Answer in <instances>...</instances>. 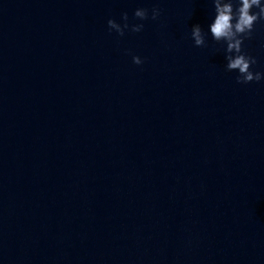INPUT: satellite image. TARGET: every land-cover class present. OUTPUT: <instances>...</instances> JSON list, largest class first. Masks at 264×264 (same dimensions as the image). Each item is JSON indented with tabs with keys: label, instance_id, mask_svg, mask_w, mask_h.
I'll return each mask as SVG.
<instances>
[{
	"label": "water",
	"instance_id": "obj_1",
	"mask_svg": "<svg viewBox=\"0 0 264 264\" xmlns=\"http://www.w3.org/2000/svg\"><path fill=\"white\" fill-rule=\"evenodd\" d=\"M125 12L142 31H109ZM211 18L0 0V264H264V81L194 46ZM244 47L264 70V21Z\"/></svg>",
	"mask_w": 264,
	"mask_h": 264
},
{
	"label": "clouds",
	"instance_id": "obj_2",
	"mask_svg": "<svg viewBox=\"0 0 264 264\" xmlns=\"http://www.w3.org/2000/svg\"><path fill=\"white\" fill-rule=\"evenodd\" d=\"M212 18L207 27L199 23L193 24L190 29V38L196 47H206L208 38L220 45L226 61L225 70L236 74V81L240 84L264 81V70L254 68L257 58L245 51V41L253 37L257 23L264 21V0H211ZM160 16V9L153 7L151 19ZM134 17L140 21L149 18L146 8H137ZM123 23L115 19L107 21L110 32L124 36L125 31H142L143 23L129 24L128 13L122 14ZM132 61L141 65L144 60L139 55H133Z\"/></svg>",
	"mask_w": 264,
	"mask_h": 264
}]
</instances>
